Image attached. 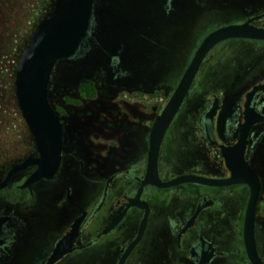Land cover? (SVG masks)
<instances>
[{"label": "flooded vegetation", "instance_id": "flooded-vegetation-1", "mask_svg": "<svg viewBox=\"0 0 264 264\" xmlns=\"http://www.w3.org/2000/svg\"><path fill=\"white\" fill-rule=\"evenodd\" d=\"M239 13L241 20L227 25L254 19L252 25L264 28V0L253 5L244 0ZM93 27L77 54L62 62L81 67L96 54L106 63L102 74L111 75L113 82L92 85L91 91L102 85L106 93L85 92V82L61 92L63 73L56 66L50 103L62 124L60 163L51 179L26 186L38 170L31 165L0 189V264H47L67 236L71 250L54 264H251L244 245L247 184L141 189L151 160L153 124L173 93L161 109H151L149 91L142 89L141 98L135 93L141 89L125 61L127 48L111 52L98 47L95 52ZM233 40L246 45L234 47L228 61L212 52L219 44L204 60L185 101L191 91L196 99L207 90L208 97L200 109L183 110L184 101L160 145L157 169L163 182L181 176L228 180L254 174L261 184L256 248L264 263L259 239L264 237L259 216L264 198V41ZM220 71L228 77L219 78L222 87L213 90L211 74ZM201 75L206 81L198 85ZM23 129L27 133L29 128ZM28 131L29 136H17L22 141L5 151L0 184L13 167L41 158ZM137 196L146 206L131 205Z\"/></svg>", "mask_w": 264, "mask_h": 264}, {"label": "rangeland", "instance_id": "rangeland-1", "mask_svg": "<svg viewBox=\"0 0 264 264\" xmlns=\"http://www.w3.org/2000/svg\"><path fill=\"white\" fill-rule=\"evenodd\" d=\"M62 0H0V167L11 143L22 141L17 136H29V129L21 114L16 98L15 76L18 63L37 26L51 16ZM256 4L259 0H248ZM244 0H99L98 46L113 51L117 46L127 48L126 63L133 68L134 81L140 91H149L151 109H161L202 40L220 26L241 20L239 10ZM216 3V6H212ZM227 7H226V6ZM100 40V42H99ZM245 42V41H244ZM241 40H227L214 51L226 61L234 47L245 46ZM98 52V48L95 49ZM224 53V54H223ZM75 62L63 63L58 89L71 90L85 82L112 84L111 75L102 74L106 63L98 55L88 56L83 66ZM200 76V75H199ZM221 71L211 74L212 89L222 87ZM200 78V77H199ZM205 77L197 81L205 82ZM88 82V83H87ZM100 87V89H99ZM94 94L106 93L96 85ZM195 99L191 94L183 110L200 109L208 97L200 91ZM195 99V100H194ZM141 101V100H140ZM141 103V102H140ZM192 103L191 107H188ZM20 132V134H19ZM23 132V133H22ZM264 222V198L259 208ZM264 243V237L259 238Z\"/></svg>", "mask_w": 264, "mask_h": 264}, {"label": "water", "instance_id": "water-1", "mask_svg": "<svg viewBox=\"0 0 264 264\" xmlns=\"http://www.w3.org/2000/svg\"><path fill=\"white\" fill-rule=\"evenodd\" d=\"M99 0H62L57 10L44 19L26 46L18 63L15 76L16 98L21 114L35 137L41 153L39 160L29 159L23 164L13 167L6 179L0 184V189L8 186L17 172L31 165L38 167L26 183H32L42 178L51 179L56 174L62 149V124L50 103V85L52 76L58 64L75 56L93 31L98 37L97 6ZM254 19L243 24H231L211 32L196 50L190 64L185 70L178 86L168 100L162 113L156 118L151 133V160L148 174L142 183L158 188H170L183 183H197L206 186L223 187L237 183H245L250 187V199L247 206L244 225V245L251 264H264L258 255L255 238V212L259 200L261 184L253 174L249 178L214 180L198 176H181L169 182H163L158 176L157 156L164 135L173 119L180 111L196 76L210 51L218 44L227 40L247 39L264 41V28L251 24ZM98 39V38H97ZM100 42V40H99ZM99 46L97 45L95 49ZM217 105L213 108V112ZM248 176V177H247ZM131 205L146 206L139 201V196ZM80 219L74 228H78ZM146 221L142 223L143 230ZM141 234V232H140ZM69 236L57 245L54 254L47 264H54L61 256L71 250L68 247Z\"/></svg>", "mask_w": 264, "mask_h": 264}, {"label": "trees", "instance_id": "trees-1", "mask_svg": "<svg viewBox=\"0 0 264 264\" xmlns=\"http://www.w3.org/2000/svg\"><path fill=\"white\" fill-rule=\"evenodd\" d=\"M83 88L85 89L84 91L85 92H92L91 89H92V85L90 84H85L83 85Z\"/></svg>", "mask_w": 264, "mask_h": 264}]
</instances>
